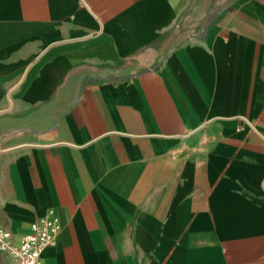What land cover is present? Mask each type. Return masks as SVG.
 <instances>
[{
  "label": "crops",
  "instance_id": "0c3cea01",
  "mask_svg": "<svg viewBox=\"0 0 264 264\" xmlns=\"http://www.w3.org/2000/svg\"><path fill=\"white\" fill-rule=\"evenodd\" d=\"M49 210L41 264H264V0H0V220Z\"/></svg>",
  "mask_w": 264,
  "mask_h": 264
},
{
  "label": "built area",
  "instance_id": "2783aa9c",
  "mask_svg": "<svg viewBox=\"0 0 264 264\" xmlns=\"http://www.w3.org/2000/svg\"><path fill=\"white\" fill-rule=\"evenodd\" d=\"M31 227V232L16 242L13 232L0 220V253L8 264H41V254L56 243L61 223L57 214L49 210Z\"/></svg>",
  "mask_w": 264,
  "mask_h": 264
}]
</instances>
